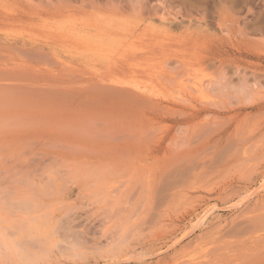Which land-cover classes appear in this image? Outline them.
<instances>
[{
	"label": "rangeland",
	"instance_id": "obj_1",
	"mask_svg": "<svg viewBox=\"0 0 264 264\" xmlns=\"http://www.w3.org/2000/svg\"><path fill=\"white\" fill-rule=\"evenodd\" d=\"M0 264H264V0H0Z\"/></svg>",
	"mask_w": 264,
	"mask_h": 264
},
{
	"label": "bare ground",
	"instance_id": "obj_2",
	"mask_svg": "<svg viewBox=\"0 0 264 264\" xmlns=\"http://www.w3.org/2000/svg\"><path fill=\"white\" fill-rule=\"evenodd\" d=\"M104 21V20H103ZM90 24H92V25H90V26H92L93 28H95L97 25H95L94 23H90ZM93 24L95 25V27L93 26ZM104 24V23H103ZM108 24V23H107ZM89 25V24H88ZM87 24H85V26H87V28L89 27ZM101 25V24H100ZM110 25V24H109ZM107 26V25H106ZM99 27V26H98ZM97 27V28H98ZM101 27H103V26H101ZM109 27V26H108ZM81 28H84V27H81ZM104 28H106V27H104ZM99 29H100V27H99ZM103 31V29H100V31ZM107 32V31H106ZM105 32V33H106ZM74 33V32H73ZM65 34H67V33H65ZM69 34V33H68ZM75 34V33H74ZM94 34V33H93ZM102 34V33H101ZM109 33H107L106 35H108ZM69 35H72V34H69ZM98 35V34H97ZM100 36V35H99ZM109 36V35H108ZM78 37V36H77ZM70 38H71V36H70ZM72 38L74 39V36H72ZM82 38V37H81ZM80 38V39H81ZM84 39V38H83ZM106 39V38H105ZM104 39V40H105ZM108 39H110V37L108 38ZM76 41H80L79 39H76ZM83 41H85L86 43L84 44L83 43ZM132 41V40H131ZM81 42L84 44V47L87 45L88 46V43H89V48L86 46L85 47V50H93V49H91V45L92 44H94L95 46H93L92 45V48H94V50L95 49H97V47L99 46V54L102 52V51H104V50H106V52H107V46L108 45H106L105 44V47H106V49H104L103 50V46L101 45V43H98L97 44V41H96V39H92V38H86L85 40H81ZM88 42V43H87ZM100 47H103L102 49L100 48ZM126 48V47H125ZM129 48V47H128ZM130 49V48H129ZM104 53V55L106 54L105 52H102L101 54H103ZM125 54V53H124ZM96 55H98V53L96 54ZM107 55V54H106ZM115 57H117L116 55H115ZM118 58V57H117ZM68 61V60H67ZM66 60H65V62H67ZM70 61V60H69ZM14 62V61H13ZM90 62V61H89ZM10 63V62H9ZM8 63V64H9ZM109 63V62H108ZM111 63V62H110ZM71 63L69 62V65H70ZM16 65V64H15ZM64 65V64H63ZM68 66V65H67ZM183 66V65H182ZM184 69V68H183ZM191 69V68H190ZM162 71V70H161ZM191 71V70H190ZM89 72V71H88ZM100 74V73H99ZM160 74V73H159ZM190 75V78H188V82L186 83V85H184V86H182L181 84V86H182V89H183V91H185V92H187L186 94L187 95H185L186 97L190 94V97H195V99H198L199 98V100L200 99H206V98H208V94H207V89H205V86H204V84H203V82L204 81H202V79L194 72V73H189ZM200 75V74H199ZM160 77V76H159ZM162 77V76H161ZM190 82V83H189ZM179 85V84H178ZM189 85H191V87H188ZM139 89H141V90H143V91H151L153 94H154V91L152 90V89H150L147 85H138L137 86ZM184 87V88H183ZM189 88H191L192 90H190L189 91ZM181 89V90H182ZM185 94V93H184ZM182 95V94H181ZM183 96V95H182ZM176 99V98H175ZM186 99V98H185ZM156 100V99H155ZM193 100V99H192ZM191 100V101H192ZM189 101H190V99H189ZM201 101V100H200ZM197 102V101H196ZM194 103V102H193ZM42 228V227H41ZM3 234V233H2ZM7 235V234H6ZM4 238V237H3ZM7 238V237H6ZM5 243V242H4ZM13 243V242H12ZM9 246H11V245H9ZM38 256V255H37ZM198 256V255H197ZM200 256V255H199ZM202 257V256H201ZM36 258V257H35ZM196 258V256H195V254L194 255H191V257H190V259H195ZM198 258V257H197ZM25 259V258H24ZM27 259V258H26Z\"/></svg>",
	"mask_w": 264,
	"mask_h": 264
}]
</instances>
